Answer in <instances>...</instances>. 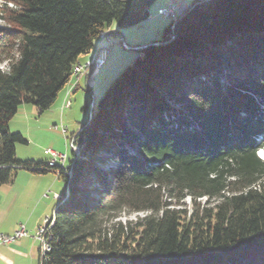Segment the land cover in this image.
Instances as JSON below:
<instances>
[{
  "label": "trees",
  "instance_id": "trees-1",
  "mask_svg": "<svg viewBox=\"0 0 264 264\" xmlns=\"http://www.w3.org/2000/svg\"><path fill=\"white\" fill-rule=\"evenodd\" d=\"M8 1L0 186L19 169L65 181L45 264H264V0H193L139 45L70 137L82 156L72 151L71 176L19 161L27 141L9 121L23 102L50 108L99 35L148 19L155 0ZM125 210L148 214L110 224Z\"/></svg>",
  "mask_w": 264,
  "mask_h": 264
},
{
  "label": "rangeland",
  "instance_id": "rangeland-1",
  "mask_svg": "<svg viewBox=\"0 0 264 264\" xmlns=\"http://www.w3.org/2000/svg\"><path fill=\"white\" fill-rule=\"evenodd\" d=\"M186 2L190 5L193 0H186ZM5 3L9 7L13 6V3L8 0H0V25L4 24L1 15ZM161 3H166V0H155L151 6ZM158 11V9L151 11L148 19L131 27L120 29L116 24L112 25L109 32L114 30L119 32L111 34L104 42L103 46H110L105 64L95 75L94 84L90 89L83 84L77 92L68 97L71 100L69 108H63L62 105L65 99L62 93H65L67 85L59 92L52 106L42 112L33 103L23 102L19 105L17 112L9 121V129L12 132L21 133L27 141L16 143V155L19 161L48 163L52 157L46 153V150L51 149L57 153L66 154L65 165L69 167L74 159L70 137L78 131L82 124L87 122L89 111H95L90 105L91 94L94 95L95 105H97L113 80L122 70L133 65L134 59L140 55V48L136 46L149 45L154 40L162 39L165 29L171 25L173 20L158 15ZM173 28L172 26L171 29ZM122 42L130 47L126 48ZM6 66V63L1 64L4 69ZM170 100L173 103V99L170 98ZM86 105L89 106L86 107ZM173 105L178 109L183 107L178 103H173ZM62 127L66 129V132ZM78 150L75 149V155L82 158ZM260 155H264V152L260 151ZM111 165L113 166L112 162L108 168ZM58 166H62L61 161L58 162ZM100 166L103 167L102 169L107 168L105 164ZM70 172L72 175V167H70ZM64 189L65 181L55 169L43 173L26 169L17 170L8 182L0 186V233L11 235L16 229L12 233H9V230H12L15 225L18 224L19 227L24 225L28 235L23 240L27 241L33 237L39 255L41 241L37 236V231L45 224L47 218L53 216L55 206L61 204L62 196L56 199L55 194L57 192L62 194ZM199 201L204 203L205 199H197V202ZM193 202V199L186 197L181 207L191 210ZM147 214L148 212L125 210L116 214L110 224L136 222Z\"/></svg>",
  "mask_w": 264,
  "mask_h": 264
},
{
  "label": "built area",
  "instance_id": "built-area-1",
  "mask_svg": "<svg viewBox=\"0 0 264 264\" xmlns=\"http://www.w3.org/2000/svg\"><path fill=\"white\" fill-rule=\"evenodd\" d=\"M194 1H200V0H194ZM179 12L177 11L176 5H173V3L169 4L168 7L166 8H161L158 11V15L163 16L165 18H171L173 21H175L178 16ZM109 29L103 31V35H99V41L94 49V51L91 53V56L86 60L85 63L78 64L77 70L72 71V78L75 79V82L73 83V86H77L79 80L83 76H87L86 78V86L88 88H91L94 84V78L97 72L101 69V67L105 64L106 59L109 55L110 52V46H103V43L108 36ZM123 45L126 48H129V46L125 43ZM71 78V79H72ZM71 90H69L68 93H70ZM91 106L93 107L95 104V98L94 95L91 94V101H90ZM71 106V100L66 99L63 103V108H69ZM62 129L66 132V129L62 127ZM71 148L73 151H75L78 146L74 144V142H71ZM46 153L51 155V159L49 160L48 164L50 167H56L58 165V162H62V166L58 168V171L64 170L66 171L67 175L70 176V167L65 166V162L67 159L66 154H61L57 153L54 150L47 149ZM61 194L56 193L55 197H59ZM51 217L47 218L45 220V224L39 228L37 231V236L41 241V248H40V264H45L46 257L48 256L50 252V245L49 241L51 239V235L48 233L49 232V227H51ZM28 235V232L25 228L24 225H21L18 229L14 231L13 234L8 235V234H2L0 233V244H11L16 242L19 239H22Z\"/></svg>",
  "mask_w": 264,
  "mask_h": 264
},
{
  "label": "crops",
  "instance_id": "crops-1",
  "mask_svg": "<svg viewBox=\"0 0 264 264\" xmlns=\"http://www.w3.org/2000/svg\"><path fill=\"white\" fill-rule=\"evenodd\" d=\"M171 3H173V5H176L177 11L179 13H184L187 10V8L190 6L187 5L186 0H166V3L153 5V7L151 6L152 8L151 7L149 8V12L155 11L157 9L159 10L161 8H166ZM91 53L82 55L79 62L86 61L91 56ZM86 78H87L86 75L83 76L79 80L78 85L75 87L73 86L75 79L72 78L70 80V82L67 84L68 88L66 89L65 93H62L65 98L64 101L66 99H69L68 97L72 93L77 92L78 88H80L81 85L84 84L86 86ZM70 83L71 85H69ZM69 90H71L70 93H68ZM18 227H19L18 224L15 225L12 230H9V233H12ZM0 264H40V254L39 255L37 254L36 243H34L33 237L27 241L23 240L22 238L11 244H0Z\"/></svg>",
  "mask_w": 264,
  "mask_h": 264
},
{
  "label": "bare ground",
  "instance_id": "bare-ground-1",
  "mask_svg": "<svg viewBox=\"0 0 264 264\" xmlns=\"http://www.w3.org/2000/svg\"><path fill=\"white\" fill-rule=\"evenodd\" d=\"M100 35H103V32L100 34ZM82 63H85V61L84 62H81V63H77L75 66H74V70H77V66H78V64H82ZM77 149H79V147L77 148ZM75 152V154H76V151H74ZM78 153H79V150H78ZM62 195H60V197H61Z\"/></svg>",
  "mask_w": 264,
  "mask_h": 264
},
{
  "label": "water",
  "instance_id": "water-1",
  "mask_svg": "<svg viewBox=\"0 0 264 264\" xmlns=\"http://www.w3.org/2000/svg\"><path fill=\"white\" fill-rule=\"evenodd\" d=\"M138 49L141 48V47H137Z\"/></svg>",
  "mask_w": 264,
  "mask_h": 264
}]
</instances>
